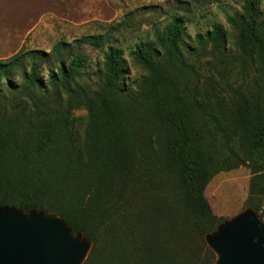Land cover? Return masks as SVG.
Masks as SVG:
<instances>
[{"label": "trees", "instance_id": "trees-1", "mask_svg": "<svg viewBox=\"0 0 264 264\" xmlns=\"http://www.w3.org/2000/svg\"><path fill=\"white\" fill-rule=\"evenodd\" d=\"M261 2L226 15L233 50L217 23L185 45L187 17L172 10L129 47L144 71L128 92L111 32L0 59V207L59 216L91 244L82 264H214L206 236L225 221L204 194L214 174L246 166L244 207L264 222ZM87 47L102 55L94 78Z\"/></svg>", "mask_w": 264, "mask_h": 264}, {"label": "rangeland", "instance_id": "rangeland-1", "mask_svg": "<svg viewBox=\"0 0 264 264\" xmlns=\"http://www.w3.org/2000/svg\"><path fill=\"white\" fill-rule=\"evenodd\" d=\"M241 4L242 0H0V59L20 50L49 51L59 40L111 32L123 48L130 68L123 81L128 92L135 89L144 71L133 63L129 47L139 36L153 38L154 28H161L172 10L187 17L185 45L192 43L195 34L217 23L228 31V48L233 50L236 30L226 21V15L241 12ZM260 8L264 13V0ZM85 51L89 63L84 72L94 78L101 67L102 55L89 47ZM13 79L19 81L17 75ZM72 117L79 130L85 126L84 108L75 109ZM250 176L246 166H238L217 172L206 185L204 194L213 212L225 217L226 222L244 212Z\"/></svg>", "mask_w": 264, "mask_h": 264}, {"label": "water", "instance_id": "water-1", "mask_svg": "<svg viewBox=\"0 0 264 264\" xmlns=\"http://www.w3.org/2000/svg\"><path fill=\"white\" fill-rule=\"evenodd\" d=\"M217 228L206 236L214 264H264V222L252 210ZM90 247L59 216L0 207V264H82Z\"/></svg>", "mask_w": 264, "mask_h": 264}]
</instances>
